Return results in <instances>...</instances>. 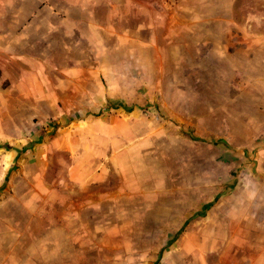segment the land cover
Listing matches in <instances>:
<instances>
[{
    "label": "rangeland",
    "instance_id": "obj_1",
    "mask_svg": "<svg viewBox=\"0 0 264 264\" xmlns=\"http://www.w3.org/2000/svg\"><path fill=\"white\" fill-rule=\"evenodd\" d=\"M90 3L98 106L0 107V264H264V0Z\"/></svg>",
    "mask_w": 264,
    "mask_h": 264
},
{
    "label": "crops",
    "instance_id": "obj_2",
    "mask_svg": "<svg viewBox=\"0 0 264 264\" xmlns=\"http://www.w3.org/2000/svg\"><path fill=\"white\" fill-rule=\"evenodd\" d=\"M90 2L0 0V107H31L37 102L38 91L41 93L40 102L53 109L98 106L101 94L96 96V93L101 92L100 77L109 69L108 64L98 61L95 54L96 44H102V41H96V31L102 29L96 26V10L108 7L110 11L111 8L109 5L97 7ZM174 16V23L175 18L181 20L184 17ZM82 44L87 46L82 47ZM4 80L9 84L3 87ZM66 117L64 115L61 119ZM14 151L3 153L4 167H10L17 161L24 169L25 152ZM115 153L118 152L114 150ZM103 197L106 196L95 194V198L100 200ZM213 219L196 222L198 227L195 224V229L190 227L194 230L189 228L185 232L183 244L187 247L191 241L196 247L206 242L215 245L213 229H218L220 222L215 219L212 223Z\"/></svg>",
    "mask_w": 264,
    "mask_h": 264
}]
</instances>
